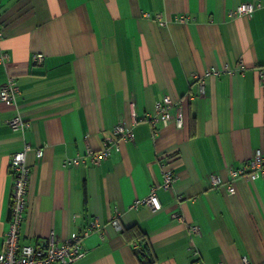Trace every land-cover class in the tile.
I'll list each match as a JSON object with an SVG mask.
<instances>
[{
    "label": "crops",
    "instance_id": "obj_1",
    "mask_svg": "<svg viewBox=\"0 0 264 264\" xmlns=\"http://www.w3.org/2000/svg\"><path fill=\"white\" fill-rule=\"evenodd\" d=\"M0 2V87L20 90L16 108L0 103V250L11 158L28 145L19 245L76 233L70 264H264V0ZM165 100L181 128L151 118ZM17 114L23 130L8 124ZM257 151L259 177L231 181ZM152 189L156 213L136 204Z\"/></svg>",
    "mask_w": 264,
    "mask_h": 264
},
{
    "label": "built area",
    "instance_id": "obj_2",
    "mask_svg": "<svg viewBox=\"0 0 264 264\" xmlns=\"http://www.w3.org/2000/svg\"><path fill=\"white\" fill-rule=\"evenodd\" d=\"M1 4V2H0ZM256 6L249 2H244L236 8L238 15H250ZM1 36V34H0ZM7 60L5 54H0V62ZM36 64H41L43 60L42 54H36L32 58ZM259 81L264 84V69L259 70ZM20 94L18 86L15 84L13 77H8L7 81L0 87V103L16 108V98ZM169 102L165 100L164 104L157 103L155 106L157 114L152 116L154 122H161L164 126L170 122H174L177 128L182 127L181 113L171 116L168 113ZM8 124L14 130H23L27 127V123L17 114ZM113 133L122 139L132 140L133 134L130 130H127L122 125L118 124L114 127ZM30 150L26 145L23 150L15 153L10 162L11 176H12V196L9 208V228L4 236L0 250V264H70L75 260L82 257L84 254L81 251L79 244L80 236L76 233H71L63 240H57L51 235L44 244L37 245H19L20 228L24 219V212L27 205V197L29 192L30 183V170L25 164V156L27 151ZM37 156H41L40 150H36ZM110 155V149L107 147L101 153L95 155V162H99L103 158H107ZM81 160L78 158H72L65 162V164L78 166ZM263 157L260 152H255L252 159L244 164L240 169L228 168V174L230 180L237 179L239 177H245L249 180H256L262 170ZM173 179L169 172L164 174L163 188H169ZM211 183L213 186L219 185V179L217 176H211ZM227 194H234V188L232 185H227L225 188ZM143 204L147 206L152 213H156L161 210V205L155 194L154 189L149 195L142 201L136 202V204ZM135 204V205H136ZM177 220L181 221L180 216H173ZM112 226L118 228L117 220H113ZM189 231L193 234H198L199 230L196 226H190ZM244 264H248L246 260H243Z\"/></svg>",
    "mask_w": 264,
    "mask_h": 264
}]
</instances>
